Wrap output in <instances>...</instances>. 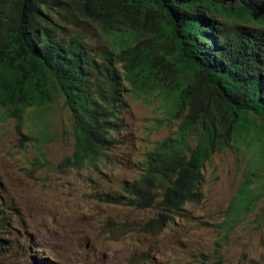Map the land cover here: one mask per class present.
<instances>
[{
  "label": "trees",
  "instance_id": "obj_1",
  "mask_svg": "<svg viewBox=\"0 0 264 264\" xmlns=\"http://www.w3.org/2000/svg\"><path fill=\"white\" fill-rule=\"evenodd\" d=\"M128 96L160 100L177 128L108 202L154 209L142 230L156 235L199 201L210 157L237 143L256 158L235 204L255 203L264 184L261 0H0V121L20 123L32 109L44 122L62 105L73 128L62 170L110 159ZM258 217L264 223V205Z\"/></svg>",
  "mask_w": 264,
  "mask_h": 264
},
{
  "label": "rangeland",
  "instance_id": "obj_2",
  "mask_svg": "<svg viewBox=\"0 0 264 264\" xmlns=\"http://www.w3.org/2000/svg\"><path fill=\"white\" fill-rule=\"evenodd\" d=\"M84 28L91 43L106 39L96 27ZM127 102L125 126L98 170L60 168L73 151L72 123L62 105L44 122L32 109L20 123L0 121V264H264L258 217L264 184L250 208L235 204L253 168V148L235 143L216 151L202 170L199 201L186 204L183 216L156 235L142 230L154 209L106 202L177 128L160 100L128 96Z\"/></svg>",
  "mask_w": 264,
  "mask_h": 264
},
{
  "label": "clouds",
  "instance_id": "obj_3",
  "mask_svg": "<svg viewBox=\"0 0 264 264\" xmlns=\"http://www.w3.org/2000/svg\"><path fill=\"white\" fill-rule=\"evenodd\" d=\"M126 99H127V98H126ZM125 110H126V109H125ZM125 110H124V111H125ZM123 113H124V112H123ZM122 116H123V114H122ZM122 116H121V117H122ZM122 123H123V118H122ZM123 125H124V124H123ZM124 126H125V125H124ZM124 126H123V127H124ZM121 130H122V129H121ZM120 132H121V131H120ZM71 154H72V153H71ZM62 161H63V160H62ZM85 167H86V166H85ZM98 168H99V167H98ZM80 169H81V168H80ZM93 169H94V168H93ZM76 170H79V169H76ZM94 170H98V169H94ZM121 190H122V189H121ZM119 194H120V193H119ZM113 197H116V195L113 196ZM110 198H112V197H107V198H106V202H108L107 200L110 199ZM108 203H111V202H108ZM113 204H114V203H113ZM130 208H131V207H130ZM133 209H134V208H133ZM137 210H138V209H137Z\"/></svg>",
  "mask_w": 264,
  "mask_h": 264
}]
</instances>
